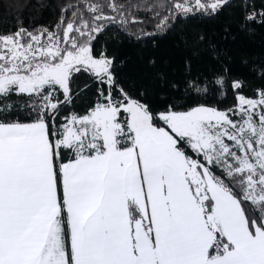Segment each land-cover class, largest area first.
<instances>
[{
	"label": "snow or ice",
	"instance_id": "1",
	"mask_svg": "<svg viewBox=\"0 0 264 264\" xmlns=\"http://www.w3.org/2000/svg\"><path fill=\"white\" fill-rule=\"evenodd\" d=\"M81 3L57 32L0 35V264H264V88L248 98L232 82L226 110L157 111L119 83L114 58L94 53L116 23L104 8L126 24L123 5ZM227 3L183 0L173 15ZM80 73L96 101L61 117ZM199 84L186 87L206 92ZM13 94L26 97V121L6 118Z\"/></svg>",
	"mask_w": 264,
	"mask_h": 264
},
{
	"label": "trees",
	"instance_id": "2",
	"mask_svg": "<svg viewBox=\"0 0 264 264\" xmlns=\"http://www.w3.org/2000/svg\"><path fill=\"white\" fill-rule=\"evenodd\" d=\"M91 2L123 5L120 11L126 24H121L118 13L104 8L106 15L116 17V23H109L96 35L94 53L114 58L119 83L134 94L146 92L157 111L168 104L185 108L203 104L226 110L236 104L232 82L242 81V94L248 98H257V90L264 88V17L259 15L264 12V0H228L214 15H173L172 6L180 0ZM77 8L84 10L81 0H0V35L21 27L29 32H57L61 17L71 18ZM252 13L257 14L256 19L246 20ZM84 15L89 18L92 14L84 11ZM166 16L168 26L158 30L156 25ZM220 76L225 78L224 87L215 83ZM189 80H199L207 91L189 90ZM71 87L74 100L64 107L61 117L72 112L85 114L96 101L98 85L89 74H77ZM9 102L13 110L6 118L26 121L29 110L21 109L26 97L13 94Z\"/></svg>",
	"mask_w": 264,
	"mask_h": 264
},
{
	"label": "rangeland",
	"instance_id": "3",
	"mask_svg": "<svg viewBox=\"0 0 264 264\" xmlns=\"http://www.w3.org/2000/svg\"><path fill=\"white\" fill-rule=\"evenodd\" d=\"M180 2H183V0H180ZM188 3L194 5V0H188ZM194 13H199V11H194L193 13H190V14H194ZM178 14H181V13H178ZM181 15H184V14H181ZM187 15H188V14H187ZM205 106H207V105H205ZM209 107H210V106H209Z\"/></svg>",
	"mask_w": 264,
	"mask_h": 264
}]
</instances>
